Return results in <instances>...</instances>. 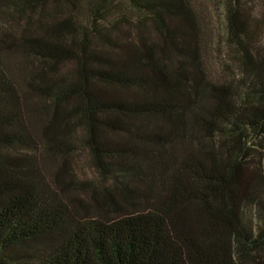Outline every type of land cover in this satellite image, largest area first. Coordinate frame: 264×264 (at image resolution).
Instances as JSON below:
<instances>
[{
	"label": "trees",
	"instance_id": "trees-1",
	"mask_svg": "<svg viewBox=\"0 0 264 264\" xmlns=\"http://www.w3.org/2000/svg\"><path fill=\"white\" fill-rule=\"evenodd\" d=\"M79 1L0 0L27 15L0 33V264H264V10L258 30L227 8L233 84L208 77L191 0H90L93 31L57 18ZM76 129L98 186L45 172Z\"/></svg>",
	"mask_w": 264,
	"mask_h": 264
},
{
	"label": "rangeland",
	"instance_id": "rangeland-1",
	"mask_svg": "<svg viewBox=\"0 0 264 264\" xmlns=\"http://www.w3.org/2000/svg\"><path fill=\"white\" fill-rule=\"evenodd\" d=\"M241 5L251 10L253 21L250 22L252 26L259 30L258 23L254 20L260 16V11L264 10V0H239ZM192 7L199 20L201 26V46L203 49V61L208 77L217 82H232L239 84L245 78L244 71L238 66V52L235 49V44L230 41V33L228 32L227 23V8L230 4L237 5L235 0H191ZM80 8L76 11H71L70 8L63 7L57 18L65 19L73 17L75 22L81 25H87L91 31L103 22L102 16H97L93 19V7L90 5V0H80ZM109 8V7H105ZM31 15L32 11H28ZM47 13L54 14V3L47 5ZM112 13L107 14L105 18H110ZM26 17L16 25L12 21L7 22L5 17H0V33H12L19 36L26 27ZM35 17V14L33 15ZM54 16L44 18L47 22H54ZM112 18V17H111ZM95 22V23H94ZM95 46H93L94 48ZM95 48H99L96 45ZM232 51V52H231ZM16 62L24 69V79H20L23 83L24 89L28 87L27 83L34 81L36 85L41 84L40 78H37L34 73V67L29 60L22 57H17ZM58 75H63L69 71L70 66L63 65ZM29 88V87H28ZM35 101V100H34ZM41 126V125H40ZM80 129H76L72 134V146L64 147L59 157L47 154L45 162V172L51 176L64 164L69 167V174L66 176L68 182L71 177L76 183L91 181L96 186L99 185V180L94 176L90 168L89 154L79 142ZM41 138V137H39ZM247 144L251 148V154L258 155L264 145V139L256 133L247 134ZM40 140H44L40 139ZM41 144V143H40ZM44 164V163H43Z\"/></svg>",
	"mask_w": 264,
	"mask_h": 264
}]
</instances>
